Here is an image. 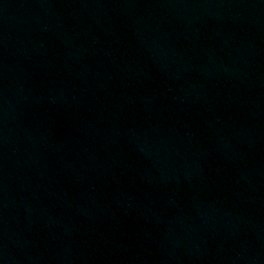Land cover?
Returning <instances> with one entry per match:
<instances>
[{"label": "water", "instance_id": "95a60500", "mask_svg": "<svg viewBox=\"0 0 264 264\" xmlns=\"http://www.w3.org/2000/svg\"><path fill=\"white\" fill-rule=\"evenodd\" d=\"M0 264H264V0H0Z\"/></svg>", "mask_w": 264, "mask_h": 264}]
</instances>
